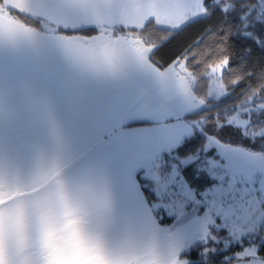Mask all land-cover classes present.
<instances>
[{
    "label": "clouds",
    "instance_id": "1",
    "mask_svg": "<svg viewBox=\"0 0 264 264\" xmlns=\"http://www.w3.org/2000/svg\"><path fill=\"white\" fill-rule=\"evenodd\" d=\"M128 2L143 10L140 19L70 40L79 52L68 58L100 76H116L134 61L146 62L174 84H186L194 110L218 100L220 78L208 65L191 74L175 62L164 66L153 54L167 39L147 23L158 0ZM9 22L32 34L57 24L37 10L36 0H0V23L7 27ZM202 80L214 81L211 92L198 91ZM110 198L107 180L83 168L70 142L55 131L27 140L21 151L0 161V264H169L166 251L145 227L115 228L107 221Z\"/></svg>",
    "mask_w": 264,
    "mask_h": 264
},
{
    "label": "snow or ice",
    "instance_id": "2",
    "mask_svg": "<svg viewBox=\"0 0 264 264\" xmlns=\"http://www.w3.org/2000/svg\"><path fill=\"white\" fill-rule=\"evenodd\" d=\"M100 3V0H93L92 3H85L82 0H51L50 3L38 5L44 14L50 16L55 14L57 17V24L54 27L49 26L42 31L47 34V43L40 49L43 54L23 52L21 38L14 30H0V48L8 54L3 63H0V80L3 81V88L0 89V105L14 112L23 110L29 100L34 101L37 98L51 70L48 55L50 52L59 49L66 53H78L79 49L70 43V40L92 38L98 35L105 25L129 21L128 0H114L112 4L104 6L99 13L89 11ZM197 7L201 9L197 15L206 18L214 16L218 11H227L226 8L221 7V0H212V4H208L207 0H198ZM156 8L157 14L147 23L155 24L157 31L166 33L167 39L155 48L153 54L169 49L175 58L168 64L174 62L180 64L191 74L208 65L209 69L214 71V75L220 78L216 92L218 100L231 92L228 87L224 88L222 77L225 74L236 73L231 77L233 89L245 79L257 74L249 68L253 59L257 60L261 72L264 73V23L245 26L244 33L238 32L235 37L230 31H225L223 36L213 34L214 42L205 55L203 49L208 48V45L204 43V36L189 43V37L185 35L188 32L199 31L198 26L204 23V20L193 18L189 21L185 14V6L175 0H158ZM233 20L239 23L235 17ZM253 27L255 38H252ZM23 39L33 48H36L39 42V37L35 34L27 35ZM229 40L235 44L238 49L237 54L245 62L243 66H237L239 71L230 66L233 58L228 53ZM210 60H213L212 64L208 63ZM157 75L162 77V73ZM208 82L214 83L213 80ZM262 92H264V84L245 94L238 105L222 120L217 117L214 121L217 130L222 129V135L231 137L235 136L232 128H238L242 135L249 137L254 143L257 138L264 139V126L254 127L251 120L253 112H264V98L257 100ZM203 124L204 122L200 128L186 126L180 129L171 136L164 147L173 149L179 146L184 135H192L195 131L203 133ZM27 140L26 131L21 126L0 136V161L6 155L11 156L21 151ZM212 149H215V157L206 156L203 164L211 166L212 172L221 184L257 172L260 175L264 174V150L232 148L222 144L215 136L205 135L203 151L207 153ZM190 159L191 163L187 160H179V165L197 164L199 158ZM139 195L143 197L142 193ZM195 208L198 212L197 216H200L207 210V204L199 203ZM122 210L137 219L148 218L153 227H158L157 220L167 215L163 210L154 211L145 199L142 206L137 198L128 202ZM216 224V229L209 227L203 236L195 238L190 218L175 217L174 223L165 228L168 235L176 237L179 241L173 252V264H210L211 258L218 252L223 255L220 264H264V231L233 237L227 228L219 226L218 217ZM236 245L239 246L238 250H234ZM197 250H200L199 257Z\"/></svg>",
    "mask_w": 264,
    "mask_h": 264
},
{
    "label": "crops",
    "instance_id": "3",
    "mask_svg": "<svg viewBox=\"0 0 264 264\" xmlns=\"http://www.w3.org/2000/svg\"><path fill=\"white\" fill-rule=\"evenodd\" d=\"M50 2L36 0L37 10L41 11L38 5ZM92 2L88 0L87 3ZM175 2L185 6L189 21L198 17L197 13L201 11L197 7L198 0ZM128 4L129 21L140 19L143 10ZM104 6L107 5L100 3L89 11L99 13ZM156 14L155 7L153 16ZM52 17L57 19L55 14ZM3 29H12L19 35L23 52L43 54L40 49L47 43L46 33H35L39 42L33 48L23 39L32 33L16 29L11 22L7 27L0 23V30ZM7 55L0 48V63ZM48 55L51 70L37 98L29 100L23 110L14 112L0 105V136L21 126L28 140L43 138L52 131L65 138L78 155L80 165L101 174L107 180L111 190L106 209L107 221L115 228L124 224L145 227L166 251L169 264H173V252L178 239L165 231L166 227L174 223L172 205L167 207L160 204L153 209L163 210L167 214L157 220L158 227H153L148 218L137 219L122 210L136 198L143 206L145 198L139 195L141 191L137 177L146 180L143 173L163 171L161 162L166 148L156 141L148 140V132L162 126H172L189 115L178 116L175 104L177 90L172 87V79L146 62L134 61L116 76H100L85 71L62 50L57 49ZM157 73H162L163 78ZM2 88L3 81L0 80ZM133 124L143 125L130 127ZM169 150L166 151L171 154L173 149ZM153 197L154 202L149 204L152 208L158 202L157 197ZM235 227L239 226L235 224ZM235 227H227L228 232L231 234L240 230V227Z\"/></svg>",
    "mask_w": 264,
    "mask_h": 264
},
{
    "label": "rangeland",
    "instance_id": "4",
    "mask_svg": "<svg viewBox=\"0 0 264 264\" xmlns=\"http://www.w3.org/2000/svg\"><path fill=\"white\" fill-rule=\"evenodd\" d=\"M262 13H264V0H257V5L246 16L245 26L251 27L256 23H264V15H261ZM197 16L198 17L195 18H202V16ZM245 26L243 28V33ZM252 38H255L254 27L252 28ZM172 87L177 90L175 104L177 105L178 116L180 118L186 114L198 112L206 107L205 104L198 110H194L188 98L187 85L182 81H178L175 84L172 83ZM214 87V83L210 84L208 82L209 92H211ZM209 101L213 100L210 99ZM186 126L193 127V125L179 120L172 126H162L149 131L148 137H146L148 140L156 141L164 147L175 132ZM189 136L190 135L187 134L184 135L181 142ZM175 148H173V150ZM166 150L169 149L166 148L163 151L166 153L162 156V173H154V171L143 173V177L146 179L143 180L151 187V190L153 188L152 194L157 197L158 202L156 205H153V209H156L160 204L166 205L167 207L172 205L170 208L173 210L174 220L175 217L177 219L190 218L195 238L203 236L208 231L209 227L216 229L217 217L220 220V227L231 228L235 227V224L240 227V230L235 231L236 233L230 234L229 232L233 237L250 235L257 231L264 222V211L262 209V204L264 203V174L260 175L257 172L256 174L246 175L242 178L230 180L227 183L221 184L218 177L212 172L211 166H205L203 164L204 158L206 156L209 157L207 154L210 151L205 153L202 148L198 153L181 159L170 154V150L169 152ZM211 151H213L211 154L215 155V149ZM194 157L199 158L198 162L197 164L190 165H195L198 171H203L209 177L216 180L215 185L201 192H196L188 186L182 174L187 164L183 166L179 165V160H187L188 163H191L190 158ZM154 188L156 190H154ZM199 203H206L207 210L202 215L197 216L198 212L195 207H197ZM168 212H170V210ZM239 227L235 228L238 229Z\"/></svg>",
    "mask_w": 264,
    "mask_h": 264
},
{
    "label": "trees",
    "instance_id": "5",
    "mask_svg": "<svg viewBox=\"0 0 264 264\" xmlns=\"http://www.w3.org/2000/svg\"><path fill=\"white\" fill-rule=\"evenodd\" d=\"M207 3L212 4V0H207ZM256 5L257 0H221V7L226 8L227 11H218L214 16H210L207 18H197L204 20L205 22L198 26L199 31L185 33V35L189 37L188 42L191 43L193 40L203 35L204 43L208 45V48H204L203 52L205 55L208 54L214 42L213 34H215L216 36H223L225 34V31H230L234 37L238 32L240 34H243L246 16ZM233 17L239 20V23H235ZM227 47L228 53L233 58L230 66L239 71L237 66H243L245 62L242 61L241 56L237 54L238 49H236V46L232 42V40H229ZM155 56L164 66H167V64L171 63V60L175 58V56L170 53L169 49H164L163 51L158 52ZM201 59L203 60V55L201 56ZM208 63L212 64L213 60H210ZM249 68L255 71L257 74L253 77L245 79L233 89L231 84V77L236 73L225 74L222 79L223 82L227 85L229 91H231L230 94L218 101H208L204 109L186 115L183 118L184 122L192 124L196 128H200L202 126V123L204 122V131L203 133L200 131H195L192 135L182 140L179 146L176 147L171 152V154L175 155L177 158L182 159L198 153L203 148V145L205 143V135L215 136L222 144L230 147L251 149L252 151L264 150V147H262V145H264V139L257 138L256 142L254 143L252 139L242 135L240 129L238 128H232L235 136H225L222 135L223 130H217L214 123L217 117L222 120L226 114L230 113L233 108L238 105L239 101L245 94L264 84V73L261 72L260 66L258 65L256 59H253V61L249 65ZM205 89L208 90V80L201 81L198 91L204 92ZM261 98H264V92L261 93V96L257 97V100H260ZM251 120L254 127L258 128L260 126H264V112H253L251 114ZM139 125L143 124H133L130 125V127ZM225 127L231 128L232 126L225 125ZM212 152L213 151H210L207 155L209 157H215V155L211 154ZM182 174L185 177L188 186L196 192H201L206 188L216 184L215 179L209 177L203 171H198L195 165H189L185 167ZM137 182L140 187V191L148 204L154 202V197L150 189L151 187L139 177H137ZM262 209L264 211V203L262 204ZM257 231H264V222L257 229ZM238 248L239 246L236 245L234 250H238ZM199 255L200 250H197V256L199 257ZM222 259L223 255L218 252L211 258L210 264H220V261H222Z\"/></svg>",
    "mask_w": 264,
    "mask_h": 264
}]
</instances>
